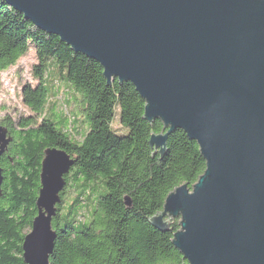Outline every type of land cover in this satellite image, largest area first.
I'll use <instances>...</instances> for the list:
<instances>
[{
    "label": "water",
    "instance_id": "1",
    "mask_svg": "<svg viewBox=\"0 0 264 264\" xmlns=\"http://www.w3.org/2000/svg\"><path fill=\"white\" fill-rule=\"evenodd\" d=\"M103 68L107 85L131 83L143 119L162 131L164 155L182 130L206 167L191 188L174 189L149 219L161 232L179 219L172 244L188 264H264V0H4ZM12 137L0 125V159ZM75 163L47 148L37 215L24 237L26 264H50L52 220ZM3 181L0 166V195ZM127 207L131 200L124 197Z\"/></svg>",
    "mask_w": 264,
    "mask_h": 264
},
{
    "label": "trees",
    "instance_id": "2",
    "mask_svg": "<svg viewBox=\"0 0 264 264\" xmlns=\"http://www.w3.org/2000/svg\"><path fill=\"white\" fill-rule=\"evenodd\" d=\"M29 52L35 58L31 73L36 84L21 88L27 113L0 120L12 137L0 159V264H26L22 244L37 215L47 148L62 149L75 159L52 220L57 238L50 264H188L172 244L179 219L167 232L149 219L162 211L174 189L191 188L203 174L206 163L198 144L177 129L164 155L154 154L150 134L160 133L163 123L143 119L145 102L134 86L117 79L107 85L99 63L0 0V74ZM57 79L72 90L85 127L68 128L77 123L68 109L57 120L52 101ZM117 113L125 134L112 130ZM65 196L69 203L63 207Z\"/></svg>",
    "mask_w": 264,
    "mask_h": 264
},
{
    "label": "rangeland",
    "instance_id": "3",
    "mask_svg": "<svg viewBox=\"0 0 264 264\" xmlns=\"http://www.w3.org/2000/svg\"><path fill=\"white\" fill-rule=\"evenodd\" d=\"M35 63L34 54L29 52L26 56L18 61V63L0 74V120L6 116L17 117L19 114H26L27 109L24 107L21 98V88L24 84L35 85L36 80L31 73L32 65ZM55 82L56 95L52 99L56 101L57 120L63 116V112L68 109L69 115L77 117V123L71 124L68 128H83L84 112L72 99V90L65 83H61L58 79ZM66 114L67 111H66ZM112 130L117 134H125L127 129L120 125L118 113L112 122ZM80 138V136H78ZM69 203V199L65 196L63 207Z\"/></svg>",
    "mask_w": 264,
    "mask_h": 264
}]
</instances>
